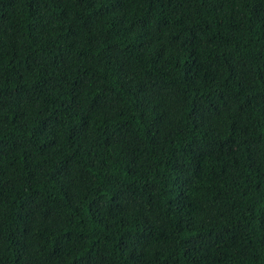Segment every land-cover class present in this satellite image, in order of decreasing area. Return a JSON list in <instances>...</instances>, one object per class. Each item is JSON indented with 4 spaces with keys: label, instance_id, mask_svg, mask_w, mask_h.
<instances>
[{
    "label": "trees",
    "instance_id": "1",
    "mask_svg": "<svg viewBox=\"0 0 264 264\" xmlns=\"http://www.w3.org/2000/svg\"><path fill=\"white\" fill-rule=\"evenodd\" d=\"M0 264H264V0H0Z\"/></svg>",
    "mask_w": 264,
    "mask_h": 264
}]
</instances>
